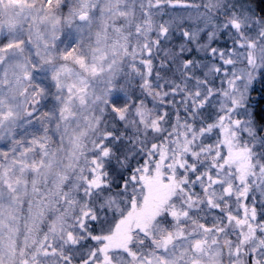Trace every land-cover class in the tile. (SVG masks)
I'll return each instance as SVG.
<instances>
[{
  "label": "snow or ice",
  "instance_id": "1",
  "mask_svg": "<svg viewBox=\"0 0 264 264\" xmlns=\"http://www.w3.org/2000/svg\"><path fill=\"white\" fill-rule=\"evenodd\" d=\"M140 7L142 23L121 0H22L0 14V205L30 198L31 226L48 221L41 252L19 264H39L49 234L80 253L76 264H264V104L252 105L264 0L258 11L238 0ZM97 169L110 184L95 183ZM137 187L144 211L109 246ZM70 189L88 202L74 224ZM116 193L119 212L105 203ZM17 251L11 230L0 234V264Z\"/></svg>",
  "mask_w": 264,
  "mask_h": 264
},
{
  "label": "trees",
  "instance_id": "2",
  "mask_svg": "<svg viewBox=\"0 0 264 264\" xmlns=\"http://www.w3.org/2000/svg\"><path fill=\"white\" fill-rule=\"evenodd\" d=\"M148 0H121L122 6H126L128 9V22L129 23H142L144 20V11L140 7V5H146ZM239 3L249 4L252 6L254 11H258L255 7V0H238ZM135 5V6H134ZM22 4L18 6V3L14 5L7 6L6 8H0V14L7 15L8 17H14L18 11L20 10ZM153 23H155V17H153ZM147 27V25H144ZM133 47L138 46V41L133 38L130 41ZM259 87V86H258ZM264 94V90L261 93H253L252 94V105L253 107H258L261 104H264V101L259 99V95ZM91 145H89V148ZM91 157L88 154V150H85V156L81 157L80 167H83L86 171L90 166ZM113 163L117 167H122L127 164V161H123V163L117 162L113 159ZM107 178L105 180L101 179V172L99 169L96 170L95 175V183L99 184H110L111 177L107 176V173H103ZM73 195V203L71 206H68L65 212L66 216L72 217L71 223H75L76 214L80 210H86L88 207L87 199L81 200L80 197L75 195L74 189L69 190ZM95 191V189H92ZM129 192L133 194V203L132 208L126 213L121 223H118L113 229L112 235L108 237L109 246H115L123 239V230L127 227H135L132 223V219L141 215L144 211V205L141 204L137 207L136 200L139 199L140 189L137 187L136 189H128ZM28 202L21 209L19 206L9 208L7 204L0 205V213L3 214V218L0 219V234H3L5 237L7 235L8 229L5 225L9 223L11 220L16 227L19 226L14 233L15 244L18 249L15 258L18 259L16 264H19V261L22 257L27 256L31 258L38 252H41V244L44 242V232L41 229L47 228L48 221L46 220L43 225H39L36 227H32L28 217L31 214L34 205L30 198H26ZM143 199L147 200V194L144 195ZM121 200H124L127 203L126 197H120L118 193L115 196L109 194L105 197V203L108 207L114 208L117 212L123 210V205L121 204ZM55 210V209H53ZM5 226V227H4ZM32 228L29 231V228ZM4 228L3 233L1 230ZM77 239H79V234H77ZM49 242L54 243L53 249H48V253L41 254L39 257V264H65V259L68 256L73 257L72 264H76L75 256L79 255V252H76L75 249L71 248L66 242H62L59 239L52 241L51 234H49Z\"/></svg>",
  "mask_w": 264,
  "mask_h": 264
},
{
  "label": "rangeland",
  "instance_id": "3",
  "mask_svg": "<svg viewBox=\"0 0 264 264\" xmlns=\"http://www.w3.org/2000/svg\"><path fill=\"white\" fill-rule=\"evenodd\" d=\"M16 3H18V6H19L20 4H22V0H18V2H14V3L11 4V5H14V4H16ZM9 6H10V5H9ZM150 179H151V178H149V180H146L145 183H146V184L149 183ZM151 195H152L151 192H149V193L147 194V200L149 199V197H150ZM147 200H146V201H147ZM11 222H12V221L10 220L9 223H8L7 225H5V226L10 225V229H9L8 227H7V229H8V231L11 230V232L14 233L13 231H15L19 226L16 227V226H15L13 223H11ZM5 226H4V227H5ZM12 230H13V231H12ZM3 232H5V231H4V228L1 230V233H3ZM16 261H18V259L15 258V262H16Z\"/></svg>",
  "mask_w": 264,
  "mask_h": 264
}]
</instances>
